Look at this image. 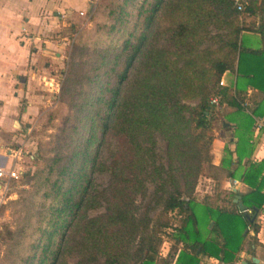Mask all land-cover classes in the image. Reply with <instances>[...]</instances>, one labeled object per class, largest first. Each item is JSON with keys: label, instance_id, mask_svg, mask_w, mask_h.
<instances>
[{"label": "trees", "instance_id": "obj_1", "mask_svg": "<svg viewBox=\"0 0 264 264\" xmlns=\"http://www.w3.org/2000/svg\"><path fill=\"white\" fill-rule=\"evenodd\" d=\"M240 1L242 9L236 0H100L106 18L95 29L104 39L83 75L88 87L75 115L84 120L83 143L49 158L35 236L20 264H171L170 251H160L165 239L173 251L181 244L175 264H199L200 252L228 260L243 231L258 230L264 159L241 168L254 118L240 102L246 87L264 92V0ZM244 31L258 33L262 45H246ZM226 70L236 72L234 85L220 84ZM215 115L232 122L235 147L224 145L219 164L252 186L240 194L245 210L234 190L230 209L195 195L199 175L213 167ZM155 133L166 163L156 161ZM109 138L118 148L107 165L101 151ZM106 166L109 191L94 183ZM146 180L154 187L139 210ZM104 201L105 211L89 214ZM68 249L75 261L63 257Z\"/></svg>", "mask_w": 264, "mask_h": 264}, {"label": "rangeland", "instance_id": "obj_2", "mask_svg": "<svg viewBox=\"0 0 264 264\" xmlns=\"http://www.w3.org/2000/svg\"><path fill=\"white\" fill-rule=\"evenodd\" d=\"M99 2L100 0L95 1L91 11L87 6L85 16L77 13V16L66 18L59 37H56L55 32L50 33V39L62 37V45L60 49L53 47L52 52L46 54L44 60L48 61V69L43 73L42 69L39 70L40 82L38 85L34 84L36 93L41 92V101L38 102L37 111L26 125L30 128V133L25 137L26 149L33 153V158L30 162L26 161L23 166L25 174L21 178V185L16 187V193L0 202V264H20L29 251L38 224L41 193L45 187L39 186L45 177L49 158L55 155H68L73 147L83 143L84 120L78 122L75 115L78 104L82 101L83 92L88 87L83 75L89 71L94 54L104 39V36L95 29L96 23L106 18L105 10L97 7ZM55 51H59V58L55 57ZM44 65L42 64L43 67ZM45 75H57L61 81L59 95L56 98H52L42 83ZM221 127V116L215 115L211 120L210 130L213 137L215 131ZM154 136L156 161L166 163L165 142L158 133ZM117 148L118 144L114 138H109L104 144L101 154L107 165L111 164ZM110 173V166L94 173V183L98 189L107 188L109 191ZM223 176L222 170L206 167L204 173L197 179L198 190L195 193H199L200 197L203 195L200 194L201 189L211 190L213 199L218 201L220 194L224 193L220 186ZM144 184L147 187L145 195L140 193L137 196L139 210L147 203L154 187L150 180H146ZM106 206L107 203L104 201L100 207L91 209L89 214L105 211ZM178 217L176 211L172 212L174 222L178 221ZM63 257L69 261H75L77 258L74 249L65 250Z\"/></svg>", "mask_w": 264, "mask_h": 264}, {"label": "crops", "instance_id": "obj_3", "mask_svg": "<svg viewBox=\"0 0 264 264\" xmlns=\"http://www.w3.org/2000/svg\"><path fill=\"white\" fill-rule=\"evenodd\" d=\"M87 5L88 0H0V165L12 164V157L6 153V149L23 140V131L38 109L41 92L36 93L34 84L38 85L40 82L39 70L42 69L43 73L48 69V61L44 60L46 54L51 53L53 47L60 49L62 45V37L50 39V33L55 32L56 37H59L66 18L77 16L78 10H85ZM242 34L246 45L251 47L262 45L258 33L244 31ZM54 54L56 58H59V51H55ZM42 64L47 66L43 67ZM222 78L224 84L234 85L237 78L236 72L226 70ZM245 93L249 110L252 112V109L261 103V115L258 116L264 117L263 90L249 86L246 87ZM244 110L248 113L245 108ZM221 121L222 127L215 131L212 140L213 167L211 168L224 172L220 182L224 193L220 194L218 201L215 200L216 204L218 207L230 209L228 191L234 190L240 195L250 191L252 186L237 177L232 178L228 175L229 169L219 164L224 145L227 143L233 150L236 140L231 126L227 127L223 124V121H226L223 117ZM226 122H228L227 125L232 124V122ZM249 137L252 150L250 154L243 157L242 169L247 167L248 162L264 159V130L255 131L252 124ZM233 156L235 157V154ZM232 165L235 166L236 163ZM233 180L236 181L234 184ZM197 190L198 187L195 191ZM201 190L202 196L199 197V193H195L197 199L201 200L205 197L210 201L214 200L211 190ZM262 190H264V181ZM247 212L250 213L251 210L247 209ZM213 221L210 219L208 226H211ZM257 222L258 230L254 231L248 227L243 231L244 237L239 243L238 250L228 260L220 258L222 252H219V255L200 252L199 264H234L237 261L243 264V260L250 263L252 257L258 259L257 264H264V202L257 215ZM171 244V239H165L160 251L163 256L170 251L173 256L171 264H175L174 260L181 244H177L176 251L170 249Z\"/></svg>", "mask_w": 264, "mask_h": 264}, {"label": "built area", "instance_id": "obj_4", "mask_svg": "<svg viewBox=\"0 0 264 264\" xmlns=\"http://www.w3.org/2000/svg\"><path fill=\"white\" fill-rule=\"evenodd\" d=\"M96 0H88V10L91 11ZM237 8L242 9V1L236 0ZM89 11V12H90ZM78 14L81 16L87 15V9H79ZM23 29H25L23 27ZM60 80L57 75H45L42 79V83L45 86L47 92L52 95V98H56L59 95L60 91ZM220 84H224V80L221 76ZM213 101H217V97H213ZM246 111L251 114L254 118L253 128L255 131L260 129L264 130V117L253 115V113L248 108V100L245 99L243 102H240ZM30 133V128L26 127L23 131V140L20 143L15 145H10L6 149V153L12 157V164L9 166L0 165V202L10 198L11 195L16 193V187L21 185V178L25 171L23 166L26 161L30 162L33 158V153L26 149L25 137ZM236 181L233 180V184ZM234 264H242L240 261L235 262Z\"/></svg>", "mask_w": 264, "mask_h": 264}, {"label": "water", "instance_id": "obj_5", "mask_svg": "<svg viewBox=\"0 0 264 264\" xmlns=\"http://www.w3.org/2000/svg\"><path fill=\"white\" fill-rule=\"evenodd\" d=\"M224 125H227L228 122L223 121ZM233 201L237 202V205L239 207L240 210H245L246 209V205L243 203L241 196L239 194H236L233 198ZM253 217V216H252ZM252 261L249 263L247 260H243V264H257L258 259L256 257H252L251 259Z\"/></svg>", "mask_w": 264, "mask_h": 264}]
</instances>
